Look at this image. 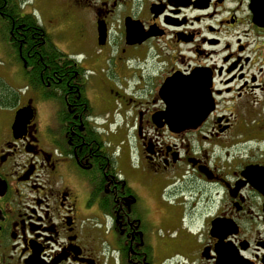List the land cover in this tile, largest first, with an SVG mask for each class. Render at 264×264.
I'll use <instances>...</instances> for the list:
<instances>
[{"label": "flooded vegetation", "instance_id": "1", "mask_svg": "<svg viewBox=\"0 0 264 264\" xmlns=\"http://www.w3.org/2000/svg\"><path fill=\"white\" fill-rule=\"evenodd\" d=\"M0 33V264H264V0H0ZM194 73L210 110L173 129Z\"/></svg>", "mask_w": 264, "mask_h": 264}, {"label": "water", "instance_id": "2", "mask_svg": "<svg viewBox=\"0 0 264 264\" xmlns=\"http://www.w3.org/2000/svg\"><path fill=\"white\" fill-rule=\"evenodd\" d=\"M103 36V34H101ZM209 85L205 78L198 73L185 78L172 76L168 78L161 90L166 97H162L167 106L165 119L176 130L194 126L207 116L211 103ZM30 114L25 109L16 113L13 129L19 132L24 120Z\"/></svg>", "mask_w": 264, "mask_h": 264}, {"label": "rangeland", "instance_id": "3", "mask_svg": "<svg viewBox=\"0 0 264 264\" xmlns=\"http://www.w3.org/2000/svg\"><path fill=\"white\" fill-rule=\"evenodd\" d=\"M54 32L55 31H50V33L52 34H54ZM54 37V42L60 47L63 52L67 53L70 56L78 54V46L76 44L77 42L75 34L69 35L67 33H55ZM16 62L17 60L15 59V56L7 43V40L0 33V72L4 75V80L1 81V86L4 91L9 90V92L11 93V97L21 91H24L27 87L26 82L23 79L18 78V74H20L21 72L23 75V70ZM11 78L14 80V82L11 81ZM5 80H10L11 83L5 82ZM116 113L113 114V118H110L112 120H109V122L112 123V125L109 126V129H113V136L118 134L117 136H115V141L112 149L115 150L118 155L119 153H121V151L123 152V154H126L128 152L131 157V141L133 142L132 135L130 132L124 130V125H122L124 124L122 116ZM114 127H116L115 129L118 130V132H116Z\"/></svg>", "mask_w": 264, "mask_h": 264}, {"label": "trees", "instance_id": "4", "mask_svg": "<svg viewBox=\"0 0 264 264\" xmlns=\"http://www.w3.org/2000/svg\"><path fill=\"white\" fill-rule=\"evenodd\" d=\"M30 19L29 18H27V21H26V23L29 21ZM28 25H31L30 23H28ZM62 54V53H61ZM56 55H58V56H60V54H58V53H56Z\"/></svg>", "mask_w": 264, "mask_h": 264}]
</instances>
